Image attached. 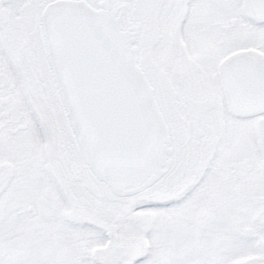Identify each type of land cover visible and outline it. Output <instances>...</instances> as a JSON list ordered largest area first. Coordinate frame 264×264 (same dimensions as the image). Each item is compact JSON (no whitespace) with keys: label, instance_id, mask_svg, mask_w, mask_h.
<instances>
[{"label":"snow or ice","instance_id":"6c2138e0","mask_svg":"<svg viewBox=\"0 0 264 264\" xmlns=\"http://www.w3.org/2000/svg\"><path fill=\"white\" fill-rule=\"evenodd\" d=\"M0 264H264V0H0Z\"/></svg>","mask_w":264,"mask_h":264}]
</instances>
